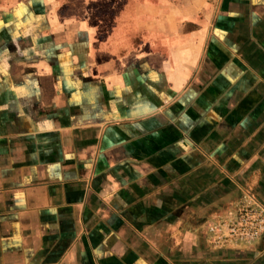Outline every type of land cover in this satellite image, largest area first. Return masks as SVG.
Returning <instances> with one entry per match:
<instances>
[{
    "label": "crops",
    "instance_id": "obj_1",
    "mask_svg": "<svg viewBox=\"0 0 264 264\" xmlns=\"http://www.w3.org/2000/svg\"><path fill=\"white\" fill-rule=\"evenodd\" d=\"M264 0H0V264H264Z\"/></svg>",
    "mask_w": 264,
    "mask_h": 264
},
{
    "label": "built area",
    "instance_id": "obj_2",
    "mask_svg": "<svg viewBox=\"0 0 264 264\" xmlns=\"http://www.w3.org/2000/svg\"><path fill=\"white\" fill-rule=\"evenodd\" d=\"M209 242L215 247L250 244L264 234V207L252 197L243 198L233 214L207 228Z\"/></svg>",
    "mask_w": 264,
    "mask_h": 264
}]
</instances>
